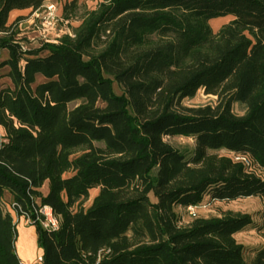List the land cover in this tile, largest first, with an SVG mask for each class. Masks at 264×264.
<instances>
[{"label":"trees","instance_id":"1","mask_svg":"<svg viewBox=\"0 0 264 264\" xmlns=\"http://www.w3.org/2000/svg\"><path fill=\"white\" fill-rule=\"evenodd\" d=\"M46 1L0 0V264H23L9 205L59 217L56 230L34 224L44 264H264L263 244L249 263L237 239L251 213L179 226L176 210L264 198V0H102L74 35L29 47L10 12ZM199 89L217 105L183 107ZM177 136L195 138L189 157L166 140Z\"/></svg>","mask_w":264,"mask_h":264},{"label":"rangeland","instance_id":"2","mask_svg":"<svg viewBox=\"0 0 264 264\" xmlns=\"http://www.w3.org/2000/svg\"><path fill=\"white\" fill-rule=\"evenodd\" d=\"M101 1L102 0H78L77 7L74 11H72L70 19H66L64 17L65 20L69 21L68 24L65 25V31L67 28V32H70L71 35H74V28L81 23L87 11L90 9H95ZM64 5L62 11L63 16ZM27 17L28 16L24 18ZM231 19V16L217 17L210 20V25L212 26L215 32H218L222 28V26L227 24ZM34 28L35 27L33 26V29ZM34 35H36L35 32H33V36ZM38 43L39 42H37L36 44ZM2 71L7 72L8 68H3ZM7 80V78H3V83L8 82ZM114 89L117 94L122 93V88L117 82L114 83ZM217 103L218 97L213 94H206L204 89H199L195 96L186 97L182 100V106L186 108H199L207 105L215 107ZM75 104L76 102H72L70 104V107H73ZM233 112L239 116L244 115V113L246 112V106L239 102H235L233 104ZM166 140L172 145H174L176 148L181 150L183 153H185L188 157L192 154L195 147L194 137H166ZM96 145L104 146L102 142H96ZM215 152L224 154L227 151L225 149H221ZM76 153L78 154L80 153V151H77ZM98 191L99 188L93 189L91 191V195L89 199L84 202V206L88 207L92 203V200L96 196ZM227 210L248 212L251 213L253 216V225L250 227V229H246L245 231L237 235L238 241L247 245L245 257L248 262L251 263L254 259L255 247L260 246L262 244L264 245V198L248 197L240 198L233 201H215L208 209H197L196 215L190 214L189 211L184 208L177 209L179 215L178 224L179 226H188L196 217L220 216Z\"/></svg>","mask_w":264,"mask_h":264},{"label":"built area","instance_id":"3","mask_svg":"<svg viewBox=\"0 0 264 264\" xmlns=\"http://www.w3.org/2000/svg\"><path fill=\"white\" fill-rule=\"evenodd\" d=\"M33 26L36 35L32 36V41H43L48 43H57L60 38L65 34H70L65 31V25L68 24V20H65L63 14L59 10V6L54 3H48L42 8L36 10L32 14ZM234 158L238 161H242L246 166L251 167V159L242 153L231 152ZM215 202V200H209L198 205L184 206V209L189 211L190 214L196 215L197 209H208ZM36 217L30 215H24L29 224L34 225L37 222L47 230H56L60 227V219L54 212L53 208L49 205H41L35 209ZM23 264H44L43 254L36 257L32 263Z\"/></svg>","mask_w":264,"mask_h":264},{"label":"crops","instance_id":"4","mask_svg":"<svg viewBox=\"0 0 264 264\" xmlns=\"http://www.w3.org/2000/svg\"><path fill=\"white\" fill-rule=\"evenodd\" d=\"M71 0H47L44 5L54 2L59 6V10L63 13V5ZM43 5V6H44ZM21 20V32L19 33V37L25 38V43L28 44L29 47H37L36 41H32L33 36V16L31 13V9H14L10 12L8 24L13 23L19 17H26ZM3 34V33H1ZM0 34V37L3 35ZM1 55L4 58L8 57V51L2 50ZM3 72V71H2ZM8 79V78H7ZM8 81V80H7ZM6 131L0 126V145L3 141H5ZM41 191L44 195L49 192V182H45ZM9 198L10 194L7 195ZM8 210L11 212V215L14 218V221L17 223V232L18 238L16 242L17 253L23 263H32L35 261L36 257L40 254H43V249L39 247L37 241V229L35 225L29 224L24 215L19 214L16 210H14L10 205L7 206ZM184 206H178L177 209H182Z\"/></svg>","mask_w":264,"mask_h":264}]
</instances>
